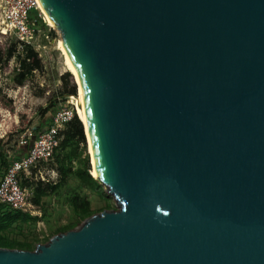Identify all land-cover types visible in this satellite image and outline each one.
I'll return each instance as SVG.
<instances>
[{"label":"water","instance_id":"water-1","mask_svg":"<svg viewBox=\"0 0 264 264\" xmlns=\"http://www.w3.org/2000/svg\"><path fill=\"white\" fill-rule=\"evenodd\" d=\"M114 202L0 264H264V0H37Z\"/></svg>","mask_w":264,"mask_h":264},{"label":"rangeland","instance_id":"rangeland-1","mask_svg":"<svg viewBox=\"0 0 264 264\" xmlns=\"http://www.w3.org/2000/svg\"><path fill=\"white\" fill-rule=\"evenodd\" d=\"M40 14L47 27L41 29L42 35L31 46L36 53V59L31 61V75L25 76L18 70L16 56L22 49L15 37L0 34V140L9 136L8 143L2 147L6 161L10 156L22 155L27 150L18 144L22 133L39 134V126L48 122L54 112L66 106L69 101L77 109V86L58 50L60 36L46 24L41 11ZM64 95L65 99L62 98ZM80 148L75 152L77 159L72 161V171L83 166L81 160L84 155L80 154ZM86 149L88 153L87 141ZM59 153L60 150H57L56 154ZM56 154L52 162L33 170L30 179L23 181V187L31 185L34 189L38 186L46 189L48 185L58 183L60 175ZM1 160L0 156V162ZM3 174L4 169L0 166V178ZM46 190L47 194L36 205L38 214L34 217L37 221L28 225L17 224L4 233L7 239L36 244L39 240L51 238L55 230L74 220L69 202V198L74 195L84 196L90 202L92 210H101L107 204L110 206L109 210H115L113 199L103 188L86 189L79 185L73 174L61 181V186L56 191Z\"/></svg>","mask_w":264,"mask_h":264},{"label":"built area","instance_id":"built-area-1","mask_svg":"<svg viewBox=\"0 0 264 264\" xmlns=\"http://www.w3.org/2000/svg\"><path fill=\"white\" fill-rule=\"evenodd\" d=\"M34 9L39 11L38 17H41L37 0H0V34L15 37L20 46H34L42 35L37 19L30 17ZM75 115V106L69 101L54 112L46 131L36 135L28 132L20 135L19 147H26L27 150L22 155L9 157L8 167L0 178L1 205L32 217L38 214L32 202L31 188L23 187L22 183L30 179L33 170L53 161L62 141L61 132Z\"/></svg>","mask_w":264,"mask_h":264},{"label":"trees","instance_id":"trees-1","mask_svg":"<svg viewBox=\"0 0 264 264\" xmlns=\"http://www.w3.org/2000/svg\"><path fill=\"white\" fill-rule=\"evenodd\" d=\"M38 14L39 11L34 9L31 11L30 17L36 18L38 26L41 29H44L47 26L43 22L42 18L38 17ZM20 47L22 50L16 56L18 70L20 73H24L25 76H29L33 71V66L31 65V61L36 59V53L34 52L33 47L31 46H20ZM62 98L65 99L66 96L64 95L62 96ZM50 122H51V118H49L48 122L41 124L38 128V132L41 133L46 131ZM84 134L85 133H84L83 125L81 121L78 119L77 115H75L72 121L69 122L65 126L64 130L61 132L62 141L58 148V150H60V153L59 154L55 153L57 155L56 158L57 163L59 164L58 173L60 175V180L55 185L47 186L46 189H48L49 192L56 191L61 186V181L65 180V178L70 174H73L78 180L79 185H81L86 189L95 190L102 188L101 185H99L98 182L91 176L92 167H90L91 166V162H89L90 155H88L89 152L87 153L86 139ZM8 139L9 136L6 135L5 137H3V139L0 140V156L2 157L0 166L1 168L4 169V172L8 167L9 158L7 159V161L3 158L5 156L2 153V147L6 143H8ZM79 147H81L80 154L84 155V158L81 160L83 166L82 168H78L75 171H72L71 164L74 159H77L75 152L79 149ZM29 188H31L33 194L32 202L35 205H39L41 198L47 194V190L45 188H41V186H38L34 189L30 185ZM69 202H70V208L74 216V220L71 223L67 224L66 226L60 227L57 230H55L52 236L73 230L75 227L79 226L85 219H87L91 215L95 213H99L103 210L110 209V206L107 204V206L101 210H92L90 207V202L84 196H80V195L71 196L69 198ZM36 221L37 218L35 217L24 215L17 211H13L8 206L0 204V248L18 249L23 251H34L35 247L38 244L47 243L50 238H44L42 240H39L36 244H28V243L17 242L14 240H9L4 236V233L11 230L17 224L28 225L30 223H35Z\"/></svg>","mask_w":264,"mask_h":264},{"label":"bare ground","instance_id":"bare-ground-1","mask_svg":"<svg viewBox=\"0 0 264 264\" xmlns=\"http://www.w3.org/2000/svg\"><path fill=\"white\" fill-rule=\"evenodd\" d=\"M37 7L41 11L42 15L44 16L45 21L50 26V28H52L53 30H55L59 34V32L56 30L55 24L48 18L47 14L44 12V10L40 6L39 2H37ZM59 36H60V34H59ZM58 50L64 58V61H65L64 65H65L66 69L73 76V79H74L76 86H77V92H78L77 93L78 94L77 95V104H76L77 116H78V119L81 121L83 128H84V133H85L87 146H88V152L90 155V162H91V167H92V176L94 178H96L95 161H94L92 144H91V140H90V136H89V132H88L87 121H86L84 96H83L81 86H80L78 77L76 75V72H75V70H74V68H73V66H72V64H71V62L67 56V53L65 51L64 43H63V40L61 39V37H60V41L58 43Z\"/></svg>","mask_w":264,"mask_h":264},{"label":"crops","instance_id":"crops-1","mask_svg":"<svg viewBox=\"0 0 264 264\" xmlns=\"http://www.w3.org/2000/svg\"><path fill=\"white\" fill-rule=\"evenodd\" d=\"M32 217V216H31Z\"/></svg>","mask_w":264,"mask_h":264}]
</instances>
